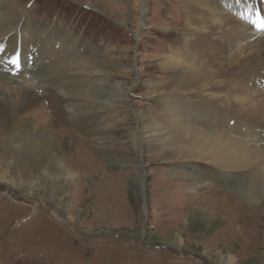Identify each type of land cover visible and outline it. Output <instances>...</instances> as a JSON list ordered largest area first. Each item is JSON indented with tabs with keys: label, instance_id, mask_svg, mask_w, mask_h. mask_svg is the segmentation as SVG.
<instances>
[{
	"label": "rangeland",
	"instance_id": "1",
	"mask_svg": "<svg viewBox=\"0 0 264 264\" xmlns=\"http://www.w3.org/2000/svg\"><path fill=\"white\" fill-rule=\"evenodd\" d=\"M130 1L0 0V4L17 6L33 21L31 29L37 23L45 25V39L53 48L68 29L79 38L80 48L117 57L116 66L105 69L127 87L137 80L129 106L145 110L158 105L154 91L176 87L162 62L182 46L177 34L162 29L180 24L184 3L147 0L145 25L139 28L130 5L137 3ZM231 4H251L245 15H264V0ZM242 10L230 8L236 16ZM31 52L33 60L42 57L38 50ZM147 82H155V88H148ZM36 93L45 110H37L33 120L47 126L46 120L54 119L49 129L74 146L64 151L68 166L60 169L38 166L41 158L30 144L17 156L1 140L0 264H264V201L249 204L220 182L189 190L192 182L185 175L194 168L187 165L188 159L155 147L141 154L131 139L130 123L115 122L106 150L92 152L83 131L67 126L60 117L50 88ZM44 113L49 118L40 119ZM47 167L61 179L67 168L71 180L56 186L46 176ZM199 167L215 171L213 166Z\"/></svg>",
	"mask_w": 264,
	"mask_h": 264
},
{
	"label": "bare ground",
	"instance_id": "2",
	"mask_svg": "<svg viewBox=\"0 0 264 264\" xmlns=\"http://www.w3.org/2000/svg\"><path fill=\"white\" fill-rule=\"evenodd\" d=\"M238 1L182 0L183 20L162 29L177 34L182 46L162 62L176 87L154 91L158 105L145 110L129 106L137 80L127 87L105 69L116 66L117 57L80 48L79 38L68 29L53 48L45 39V25L37 23L31 29L33 21L24 18L17 6L0 4V143L5 140L6 150L17 156L30 144L41 158L38 166H68L64 151L71 150L74 142L49 129L54 119L46 120L47 126L33 120L37 110H45L36 91L49 87L59 116L67 126L83 131L92 152L106 150L115 122L130 123L131 139L141 154L155 147L188 159L187 165L194 168L185 175L192 182L189 190L220 182L245 202L259 204L264 201V31L252 21L264 15H245L251 4H231ZM134 3L130 5L138 15L135 23L141 28L148 2ZM236 6L243 8L237 16L230 11ZM30 47L38 48L42 57L25 60L24 54L32 53ZM17 59L18 64L12 63ZM122 69L136 71L133 66ZM146 85L153 89L156 83ZM45 118L49 117L40 119ZM137 165L142 166L140 161ZM201 165L215 171L204 172ZM53 171L45 169L56 186L71 180L67 168L62 179Z\"/></svg>",
	"mask_w": 264,
	"mask_h": 264
},
{
	"label": "snow or ice",
	"instance_id": "3",
	"mask_svg": "<svg viewBox=\"0 0 264 264\" xmlns=\"http://www.w3.org/2000/svg\"><path fill=\"white\" fill-rule=\"evenodd\" d=\"M252 23H253L254 25H256V27H257L259 30L264 31V16H262V17H258V19L252 21ZM12 63L18 64V59L12 61Z\"/></svg>",
	"mask_w": 264,
	"mask_h": 264
}]
</instances>
